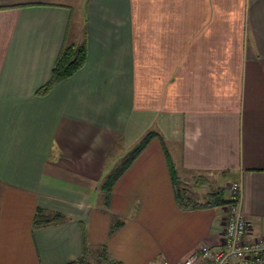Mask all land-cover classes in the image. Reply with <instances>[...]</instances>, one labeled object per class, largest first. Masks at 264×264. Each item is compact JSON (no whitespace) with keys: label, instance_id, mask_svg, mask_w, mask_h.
<instances>
[{"label":"crops","instance_id":"1","mask_svg":"<svg viewBox=\"0 0 264 264\" xmlns=\"http://www.w3.org/2000/svg\"><path fill=\"white\" fill-rule=\"evenodd\" d=\"M71 2L0 0V264H76L84 244L86 264H176L220 244L230 181L264 235V0ZM82 34L83 65L36 95ZM169 160L214 191L180 202ZM36 208L64 219L33 226Z\"/></svg>","mask_w":264,"mask_h":264},{"label":"built area","instance_id":"2","mask_svg":"<svg viewBox=\"0 0 264 264\" xmlns=\"http://www.w3.org/2000/svg\"><path fill=\"white\" fill-rule=\"evenodd\" d=\"M225 188L227 201L220 244L215 248L202 244L176 264H264V235L250 237L247 233L248 222L240 210L239 182L230 181Z\"/></svg>","mask_w":264,"mask_h":264},{"label":"trees","instance_id":"3","mask_svg":"<svg viewBox=\"0 0 264 264\" xmlns=\"http://www.w3.org/2000/svg\"><path fill=\"white\" fill-rule=\"evenodd\" d=\"M85 55H86V48H85L84 34H82L80 39L77 41H73V40L65 41V43L61 47L59 53L57 54L51 66L48 78L41 86H39L36 89L35 94L43 95L47 93L56 82L71 76L76 70H78L83 65L85 61ZM150 136L151 134H146L140 140V142L135 147H133V149L131 150V152L125 159V165L147 143ZM167 166L169 167L171 166L169 162H167ZM115 174H116L115 172H112L105 179V183L103 184L105 195L109 189L110 183L112 179L114 178ZM169 174H170L171 181L174 184L175 182L174 171L169 169ZM216 199L220 201L219 203L226 202L225 200L221 202L220 196ZM216 199H213V200H216ZM180 202L183 203V200L182 201L180 200ZM63 219H64L63 215L59 214L58 212H46L43 209L36 208L33 213L32 225L37 226V225H44L48 223H55ZM120 224H121V220L111 221V224L109 225V229H108L109 233L112 232L114 229H116ZM86 253H87V247H86V244H84L81 255L77 258V260H75V263L80 262V263L86 264V256H85ZM99 257L100 259L105 260V256L103 255L102 250L100 251Z\"/></svg>","mask_w":264,"mask_h":264},{"label":"rangeland","instance_id":"4","mask_svg":"<svg viewBox=\"0 0 264 264\" xmlns=\"http://www.w3.org/2000/svg\"><path fill=\"white\" fill-rule=\"evenodd\" d=\"M62 2H71V0H60ZM76 2H78V0H76ZM72 3V2H71ZM75 5H77V3H75ZM169 164H170V160H169ZM171 166L168 168L170 170H173L174 167L172 164H170ZM174 174H175V170ZM186 175V174H184ZM175 188L178 190V195L182 200H187V201H200L202 200V196L204 195L205 197H207V194L214 191L215 189V185H214V180L211 177H202V178H198L195 176H184L182 178H180L179 176H176L175 174ZM181 179L180 182H178V180ZM219 180V179H218ZM220 183V182H219ZM100 262V263H99ZM103 261H101V259L95 255H89L88 257V263L89 264H102Z\"/></svg>","mask_w":264,"mask_h":264},{"label":"water","instance_id":"5","mask_svg":"<svg viewBox=\"0 0 264 264\" xmlns=\"http://www.w3.org/2000/svg\"><path fill=\"white\" fill-rule=\"evenodd\" d=\"M76 264H83V263H80V262H79V263H76Z\"/></svg>","mask_w":264,"mask_h":264}]
</instances>
